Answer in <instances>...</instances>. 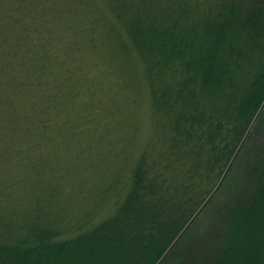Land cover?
Segmentation results:
<instances>
[{
  "label": "trees",
  "instance_id": "trees-1",
  "mask_svg": "<svg viewBox=\"0 0 264 264\" xmlns=\"http://www.w3.org/2000/svg\"><path fill=\"white\" fill-rule=\"evenodd\" d=\"M106 9L168 119L167 151L141 153L115 211L85 231L1 233L0 264H264V0Z\"/></svg>",
  "mask_w": 264,
  "mask_h": 264
},
{
  "label": "rangeland",
  "instance_id": "rangeland-1",
  "mask_svg": "<svg viewBox=\"0 0 264 264\" xmlns=\"http://www.w3.org/2000/svg\"><path fill=\"white\" fill-rule=\"evenodd\" d=\"M109 2L0 0L2 237L34 225L67 239L95 226L140 154L167 151L168 119Z\"/></svg>",
  "mask_w": 264,
  "mask_h": 264
}]
</instances>
